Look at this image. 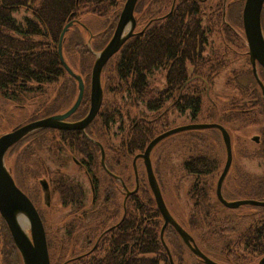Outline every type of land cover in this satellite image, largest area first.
Wrapping results in <instances>:
<instances>
[{
  "label": "trees",
  "instance_id": "trees-1",
  "mask_svg": "<svg viewBox=\"0 0 264 264\" xmlns=\"http://www.w3.org/2000/svg\"><path fill=\"white\" fill-rule=\"evenodd\" d=\"M124 1L0 0V98L6 91L24 94L33 90L34 84L49 83L65 76L71 78L69 96L72 102L77 91L76 82L64 70L57 51L63 27L73 21L64 34L66 63L76 74L89 78L94 60L90 48L98 51L108 42ZM210 1H137L134 34L107 61L102 72V86L104 91L115 86L121 95L120 102L125 96L128 99L126 104L134 107L144 105L149 112L147 114L151 113L152 117H136L127 113L128 125L115 145L110 139V127L117 121L122 124L124 116L118 99L108 98L99 110L97 122L100 125L93 133L88 131L87 135L102 145L107 170L128 187L132 158L143 152L151 139L167 130L164 103L171 101L179 111L189 109L193 115L199 112L206 85L211 84L213 78L227 68L237 55L242 61L238 69L231 71L226 84L233 86L238 96L231 97L227 106L222 105L226 111L220 117L226 130L228 125L234 123L236 128L256 127L259 141L254 142L252 148L245 141H240L237 152L244 158L259 160L263 170L254 174L237 166L233 175L229 173L225 177L222 192L232 191L236 198L241 199L243 195L256 196L258 201H264V101L252 73L242 29L244 0H230V6L224 9V19L221 9L223 0H217L218 3L212 7H209ZM21 10L29 12V15L16 18L13 13H21ZM81 12H90L105 19L103 31L90 36L93 38L90 46L75 29L76 19ZM261 22L264 29V7ZM215 33L220 46L213 45L207 51L210 44L208 39ZM231 55H234L233 59ZM156 70L165 71V86L161 89L154 88L150 82ZM262 71L259 68L257 72L264 84ZM7 97L14 99L16 96L11 97L9 93ZM85 98H88V91ZM86 109L82 108L77 117L83 116ZM35 118L31 115L29 120ZM46 131L32 132L25 137L18 160L32 163L30 157L44 148L45 140L49 137ZM206 131L191 130L180 144L181 150L185 151L182 170L194 178L188 192H194L191 196L194 201L205 200L196 203L203 207L193 210L187 223L185 221L186 230L204 254L210 252L224 260L228 258L232 264H254L255 257L264 253V206H259L260 211L228 215L224 211L220 213L217 201L214 206L211 205L210 195H214L216 185L214 178L224 164L225 148L218 130L213 134ZM70 141L72 152L87 157L92 163L98 162L101 156L99 147L83 134L71 132ZM157 160L163 159L160 156ZM142 171L141 175L138 173V191L131 195L122 192L120 181L103 171L100 189L120 190L107 192L103 196L101 209L109 215L101 211L104 215L101 222L93 224L92 219L87 230L81 231L80 217L72 218L66 228L70 236L48 242L51 264H205L190 252L170 225L164 228L161 240L163 218L150 192L144 167ZM155 176L162 190L156 173ZM59 188L62 190L59 193L63 206L72 205L76 210L83 206V194L70 190L78 189L75 185L65 182ZM93 208L88 211L90 214L94 212ZM93 216H97V212ZM108 225H111L110 230L103 232ZM238 225L245 228L240 230L236 228ZM82 233H86L85 240ZM243 238L246 243L244 252L240 253ZM0 264H23L1 219Z\"/></svg>",
  "mask_w": 264,
  "mask_h": 264
},
{
  "label": "rangeland",
  "instance_id": "rangeland-1",
  "mask_svg": "<svg viewBox=\"0 0 264 264\" xmlns=\"http://www.w3.org/2000/svg\"><path fill=\"white\" fill-rule=\"evenodd\" d=\"M13 15L16 18H20L24 15H29V12H26L24 10H21V13H13ZM78 24L75 26V29L79 33V37L85 41L87 44L93 40L91 38V35H96L98 32L103 31L105 26V19L103 16H98L95 14H92L90 12L82 13L80 14ZM73 30V29H72ZM71 32V31H70ZM70 37V34L67 35ZM218 37L217 34L211 35V37L208 39L210 41V44L208 45L207 51L210 50L211 46L218 45ZM212 43V44H211ZM93 51V50H92ZM97 51V50H94ZM97 53V52H94ZM93 53V54H94ZM232 59L234 55H231ZM242 61V58L240 60V57L236 55V57L232 60L231 63H229L228 67L223 69L218 76L213 78L211 84L206 85L205 92L202 93V101H201V110L194 115L192 114V111L187 109L184 111H179L174 107V105L171 103V101L164 103V107L166 109V115L168 118V125L166 126V129H171L179 126H184L188 124H210L215 123L219 125H224L223 121L221 120V114L226 111L225 107H222V105L227 106V102L231 97H237L236 90L233 89V86L227 85L226 80L227 78L231 77V71L233 69H238L240 66V62ZM76 64V62H75ZM74 66V65H73ZM76 67V66H74ZM76 71V70H75ZM104 73V72H103ZM151 85L154 88L161 89L165 86V71L164 70H156L150 77ZM55 87V85H48L45 84L44 89L36 95V93H28L25 94L19 101H9L8 103L1 104L0 106L5 108V112L7 115L5 116V119H1L0 116V135L2 134V131H6L11 126H15V123L19 125L20 122L25 123V119L31 117V115L36 111L38 103L46 101L45 99L50 97L52 94V89ZM120 93L115 88V86H112V89L109 88V90L105 91V101L109 99H118L119 103L122 104V114L124 116V121H122L123 125L120 124V122H114L111 125V129L109 131L110 133V139L111 142L115 143V145L118 143V141L121 140L120 134L125 132L127 127V113H132V116L140 117V116H146V117H152V114L149 113L144 105H136L137 107L130 106V104H126L125 102H128L127 97H123V99L120 102ZM74 100V98H73ZM72 100V101H73ZM45 103V102H44ZM211 109V110H210ZM4 111V109H3ZM2 111V113H3ZM210 112H212L210 114ZM42 131L44 129H39L37 131ZM206 131L207 129H200L195 131ZM212 130V131H210ZM209 131H206L208 133L213 134L215 133V129H210ZM34 131V132H37ZM188 131H181L174 133L167 138L163 139L161 142H159L156 146V149L154 150L152 154V164L153 169L157 175V177L160 179V183L163 186L162 192L163 197L166 202V205L171 212V214L176 218L179 222L185 223L186 220H188V217L193 214V200L190 199L189 195L186 194L190 188V184L193 181L194 178L191 176H187L185 172L182 170V161L183 157L185 156V151L181 150V142L183 139H185L189 132ZM230 138H231V146H232V166L230 168L229 173H233L235 171V168L239 166L242 170L248 171L250 173L259 174L263 170V164L254 158H244L240 155H238L237 148L240 144V141H245V143L248 145L249 148H252L254 146V141L251 140L252 137L257 135L256 127L249 126L247 128H236V123L233 125H228V130ZM3 132V133H4ZM49 136V131L45 132ZM218 134H220L218 132ZM26 137V136H25ZM216 137V136H214ZM24 139V137H23ZM50 144V137H48L45 140L44 148L41 149L38 156L35 158L34 155L30 157V161L32 159H35L34 162H39L41 160H44V162L47 164V166L52 168H58L61 167V171L67 173L66 175L70 176L71 178H74L76 180H72L73 182H79L82 183L87 192L84 199V204L86 206H89L90 201V194L88 192V186L85 178L83 177L81 171L73 164V162L67 161L66 156L63 155L62 152H59L56 155L50 154L47 149L48 145ZM162 157L161 160H157V158ZM225 159V157H224ZM17 160V159H16ZM16 160L15 156L9 157L8 161L10 164L13 165L15 163L14 168L16 166ZM6 163V162H5ZM143 163L141 160L137 161V171L141 175ZM223 167V164L219 168V174L221 172V169ZM17 169H23V160H18V165L16 167ZM28 171L23 174L24 179L19 180L20 185L22 188L31 191L26 192L33 202H35V205L40 206L43 214L44 219V225L47 227L48 230L52 229V231L57 236L56 238L59 239L61 234L64 232V225L65 221L68 220L67 213L70 212H77L74 206L67 205L63 206L62 202L60 201V193L58 192H51V197L49 201V205L47 206L44 201V195L41 191V187L39 183L37 182V178L39 179L41 176L36 177L31 169V165L27 166ZM38 174V173H37ZM218 174V173H217ZM218 175L215 176V184L218 178ZM125 176V175H124ZM39 181V180H38ZM38 186L39 192H32V189ZM214 192V191H212ZM223 192H226L223 190ZM232 192V191H229ZM224 194V193H223ZM225 197H227L224 194ZM243 198H248L252 200H257L256 196H249V195H243ZM99 201L96 202L94 208L100 203ZM216 202V201H215ZM217 204V203H216ZM220 207H218V210L220 213L223 211L225 214H231L236 215L238 213L243 214L244 212H254V211H260L261 207L256 205H241L236 209H227L226 207H222L220 204H218ZM217 206V205H216ZM91 207H88L90 209ZM24 232L29 236V228L28 225H25ZM207 255L214 260L215 262L219 264H231L230 262L224 260L219 255L212 254L210 252H206ZM55 261V257L53 255V263Z\"/></svg>",
  "mask_w": 264,
  "mask_h": 264
},
{
  "label": "water",
  "instance_id": "water-1",
  "mask_svg": "<svg viewBox=\"0 0 264 264\" xmlns=\"http://www.w3.org/2000/svg\"><path fill=\"white\" fill-rule=\"evenodd\" d=\"M263 1L264 0H245L242 9V22H243L244 35H245L253 70H255L256 62L259 63L264 68V37L260 26V13H261ZM136 2L137 0L125 1L111 39L105 45V47L96 55L90 77L91 104L87 115L82 120L71 124H64L61 122L62 119L68 117L70 114H72L75 111V109L79 105V102L83 94V82L81 77L74 74L73 71L67 66V64L63 60L61 53V40L68 27L71 25L70 22L66 24L63 30L61 31L59 44H58V53L63 66L65 67L67 72H69V74L76 79L78 84V94L74 104L71 106L69 110H67L65 113L61 115L35 120L30 123L24 124L10 132L0 135V215L4 219L11 233L13 241L21 255L23 264H50L46 237L41 219L33 203L30 201L28 196L16 186L10 172L5 167L4 154L6 150L14 143L21 140L28 133L40 128L54 127V128H64V129H77L83 131L84 127L94 118L101 104L102 88L100 83V75L104 64L115 52L118 51V49L125 42V40L128 37H130L133 33V29L136 23V20L133 16V10ZM255 76L261 87L263 93V99H264V87L261 84L256 74ZM209 128H215L221 132L226 150L225 164L216 184V196L220 201V203L226 207H236L245 204L264 206V201L242 200L236 203H229L225 199H223L221 195V185L231 164L232 151H231L229 134L224 129V127L219 124H215V123L188 124L164 131L158 134L157 136H155L153 139H151L142 153L136 154L134 156L132 160V164H133V169L135 172V178L137 184L135 163L137 158H142L143 160L147 181L149 183L150 189L155 199L156 206L164 220V225L161 230V236L164 227L167 224H170L179 233V235L186 242V244H188L190 250L196 256L202 259L205 264H218L213 260H211L210 258H208L206 255H204L196 246L191 245L190 242L192 241V239L181 228V226L172 218L162 198L157 180L153 173L151 160H150V152L152 148L166 137L181 131L209 129ZM253 140L257 142L258 138L254 137ZM100 148H101V158L103 161L104 151L101 146ZM41 185L44 191L45 201L47 202V204H49L50 194L49 192H47V187L45 182L41 181ZM15 211L22 213L27 218L29 236L24 232V229L22 231L17 225L13 215ZM260 263L264 264V257L261 259Z\"/></svg>",
  "mask_w": 264,
  "mask_h": 264
},
{
  "label": "flooded vegetation",
  "instance_id": "flooded-vegetation-1",
  "mask_svg": "<svg viewBox=\"0 0 264 264\" xmlns=\"http://www.w3.org/2000/svg\"><path fill=\"white\" fill-rule=\"evenodd\" d=\"M244 2H245V0H244ZM217 3H218L217 0H211L210 3H209V7H212L213 5H215ZM227 5L230 6V0H223L222 1V7H221V9L223 10V14H222V18L223 19H224V9H225V7ZM263 7H264V1H263V4H262V9H263ZM242 9H243V7H242ZM262 9H261L260 16L262 14ZM241 19H242V11H241ZM78 20H79V18L76 19V24H78ZM261 26H262V22H261ZM242 29H243V25H242ZM262 30L264 32L263 26H262ZM59 39H60V35H59V38H58V44H59ZM64 43H65V41H64V35H63L62 40H61V48H62L63 58H64V51H63ZM58 44H57V46H58ZM64 60H65V58H64ZM62 66H63V64H62ZM63 68L67 72V70L65 69L64 66H63ZM259 68L261 69V71L264 70V68L260 64H256L257 71H258ZM262 73H263V71H262ZM74 80L76 82L77 91H76V95L74 97V100L72 102L70 101V96H69L71 78L65 77V76H60V77L56 78V80H53V81H51L49 83L48 82L45 83V84H48V85H55V87H53V89H52L51 96L50 97L48 96V98L45 99L46 100V101H44L45 103L44 102L38 103L36 111L32 114L33 116L36 117L35 119L29 120V118H27V119H25L24 122L28 123L30 121H34V120L41 119V118L58 116V115H61V114L65 113L67 110H69L71 108V106L73 105V103L75 102L76 97H77V93H78V84H77L76 79H74ZM82 82H83L82 98H81V100L79 102V105L75 109V111L72 114H70L68 117H66V118L61 120V122L64 123V124L76 123V122L82 120L84 118V116L87 114V112L89 111L90 104H91V100H90V95H91V93H90V77L89 78L82 77ZM45 84H37V85L34 84L35 85V86H33L34 89L31 90L30 92L29 91L25 92L24 94L16 93L14 91H12V92H7L6 91L5 93H3V96L0 98V103L3 105L5 103H8L9 101H12V102L19 101V99H21L25 94H28V93H31V94L32 93H34V94L36 93V95H38L44 89ZM261 84L264 87V84H263L262 81H261ZM87 91H88V98L86 99L85 98V92H87ZM261 92H262V90H261ZM9 93L11 94V97H14V96H16V97H14V99L7 97V95H9ZM104 95H105V91L103 89L102 100H101V104H100V106L98 108V111H97L96 115L94 116V118L84 127L83 131L77 130V129H64V128H54V127H48V128L44 129V130L49 131V137H50V144L48 145L47 151L50 154L56 155V156H57V154L59 152H62L63 155L66 156V160L67 161L71 160L73 162V164L81 171L83 177L85 178V180L87 182L88 192L90 194L89 206H86L84 204V199H85L86 192H87L85 186L82 183L73 182L72 180H76V179L71 178L70 176L66 175L67 173L62 172L60 168L64 167V166H60L58 168L50 169L47 166V164L44 162V160H41L39 162H34L35 159H32V163H23L24 168L23 169H17L16 167L18 165V161H16L15 168H14L15 163H13V165L9 163L8 159H9V157H11L13 155L15 156V160L16 159L18 160V157H19V155L21 153L20 149H21V146H22L23 142L25 141V137H24V139H21L20 141H18L15 144H13L6 151V155H5L6 165L8 167H10V171L12 173V176H13L14 180L16 181L17 185L22 189L23 192H31V191H28V190L22 188V186L19 183V180L24 179V177H25V176H23V174L28 171L27 166L31 165V169H32L33 174L36 177L41 176L39 179L37 178V182L39 183L42 192H44V191L42 189L41 181L45 182L46 187H47V192H50V196H51V192H58V193L62 192V190H60V188H59L60 184H64L65 182H70L72 185H75L78 188V189L71 188L70 190H72V192H80V193L83 194V196H84L83 197V201H81L83 206H81L79 209H77V212L67 213L68 220L65 221L64 232H63V234L60 235L63 238L66 237V236H70V234L68 233L66 228L68 227L67 224L70 223L72 221V218H74V217L79 216L80 219H81L80 224H82V225L80 226V231H81V229L82 230H85V229L87 230V228L89 227L88 224L91 223L92 219H94V222H92L93 224L100 223L102 218L104 217V215H102L100 213L101 211H104L106 213V215H109V214H107L106 210H102L101 209L102 205H104L103 196L106 195L107 192H119L120 191V190L118 191V189H116V190L100 189V187H102V182H101L102 178L101 177H103V171L106 172V174L108 176H110V177L113 176L116 180H120V178H117L109 170H107L105 156L103 157V161H102V158L100 156L99 159H98V162L92 163V161H90L87 157L81 156L79 153L72 152V150H71V141H70L71 132H74V133H77V134L78 133L83 134L87 138V136H86L87 132L90 131V132L93 133L95 131L94 129L98 128V125H100L97 122V119L99 118V110L102 107L103 103L105 102ZM262 98H263V93H262ZM85 107L87 108L85 114L83 116H81V117H77V115H79L81 113V109L85 108ZM3 109H4V111H3ZM2 111H3V113H2ZM6 115H7V113L5 112V108L3 106L2 107L0 106L1 119L4 120ZM95 119H96V121H95ZM22 124H24V123L20 122L19 125L17 123H15V126L13 125L11 127H8L9 129L6 130L5 132L14 130L15 128L19 127ZM3 132L4 131H2L1 133H3ZM253 138L254 137L251 138L252 141H253ZM88 139L92 143H94L95 145H97L99 147L100 154H101V148H100L101 144L99 142H97V141H94L89 136H88ZM258 141H259V139H258ZM101 147H102V145H101ZM36 153L37 154H34L35 158L38 156L40 151L36 152ZM232 160H233V156H232ZM229 171H230V169H229ZM230 175H233V173L230 172ZM128 177L130 178V181H131L130 185L128 187H126V189L123 187L122 192H125L126 195H131L134 192H137L138 191V187H139V185L137 184V187H136L137 189L135 190L134 189L135 185L132 186V183H135V172H134V169H133V165H132V173H131V175L128 174ZM76 181H78V180H76ZM70 190H66L65 192H71ZM32 192H39L38 186L35 187L34 189H32ZM150 192H151V190H150ZM161 193L163 195V192H161ZM193 193L194 192H186V194L189 195L190 199H191V196H193ZM223 193L227 197H225ZM214 195H213V193L210 195V203H211V205L214 206L215 201H217L220 205H222L220 203V201L217 199L216 192H214ZM222 196L229 203H236V202H239V201H242V200H246V198H242V199L241 198H236L235 194L233 192L232 193H230V192H222ZM192 200H193V204H192L193 210L194 209L199 210V209H201L203 207V206H201L199 204L197 205L196 203L205 202V200L200 201L198 199H197V201L196 200L194 201L193 198H192ZM97 201H99L98 203H100V205H98V207L96 206L95 208H93L94 212L93 213L91 212V214H90L88 212L90 210V209H88V207L95 206ZM33 203L35 205V202H33ZM222 206L226 207L224 205H222ZM239 206H241V205H239ZM239 206L226 207V208L227 209H236ZM35 207L38 210V213H39V215H40V217H41V219L43 221V214H42V210H41L40 206L35 205ZM75 209H76V207H75ZM96 212H97V216L94 217L93 215ZM238 214L240 215V213H238ZM228 215H230V214H228ZM0 219L4 222V220L1 218V216H0ZM186 223H187V220H186ZM186 223H181V225L185 229H188L187 225H185ZM43 224H44V221H43ZM110 226L111 225H108L104 229L103 232L109 231L110 230V228H109ZM240 226L241 225H238L236 228H238V229H240V228L244 229L245 228L243 225L241 227ZM245 226H246V224H245ZM44 228H45V236H46V242H47L48 253H49V261H50V264H51V254H50V249H49V246H48V242L51 241V240L54 241L55 239L60 241V239H62V237H59V239H58V238H56L57 236L52 231V229L48 230L45 225H44ZM161 230H162V228H161ZM161 230H160V238H161ZM73 235L75 236L76 233L73 234ZM82 235H83L84 240H85L87 238L86 233H82ZM73 237H72V240L74 239ZM192 241H193L192 244L196 245L194 239ZM244 243H246V239L243 238L242 241L240 242V247H241L240 248V253H241V251L244 252V248H245ZM184 244H186V243H184ZM166 251H167V254H168L169 261L172 263V259H171L170 253L168 252L167 248H166ZM190 252H191V250H190ZM263 257H264V253L258 255L257 257H255L254 264H261L260 261H261V259ZM225 260L230 262L228 258L225 259ZM230 263L232 264V262H230Z\"/></svg>",
  "mask_w": 264,
  "mask_h": 264
},
{
  "label": "bare ground",
  "instance_id": "bare-ground-1",
  "mask_svg": "<svg viewBox=\"0 0 264 264\" xmlns=\"http://www.w3.org/2000/svg\"><path fill=\"white\" fill-rule=\"evenodd\" d=\"M13 215H14V219H15L17 225L23 231L25 225L28 224L27 218L22 213H20L18 211H15Z\"/></svg>",
  "mask_w": 264,
  "mask_h": 264
}]
</instances>
